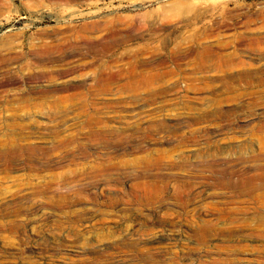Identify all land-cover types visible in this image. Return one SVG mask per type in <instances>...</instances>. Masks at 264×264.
<instances>
[{
    "label": "rangeland",
    "instance_id": "obj_1",
    "mask_svg": "<svg viewBox=\"0 0 264 264\" xmlns=\"http://www.w3.org/2000/svg\"><path fill=\"white\" fill-rule=\"evenodd\" d=\"M7 133L76 140L0 165V205L29 206L0 264H264V193L230 187L264 165V0H0Z\"/></svg>",
    "mask_w": 264,
    "mask_h": 264
},
{
    "label": "bare ground",
    "instance_id": "obj_2",
    "mask_svg": "<svg viewBox=\"0 0 264 264\" xmlns=\"http://www.w3.org/2000/svg\"><path fill=\"white\" fill-rule=\"evenodd\" d=\"M183 1H179V2H175V3H172V6H170V11L171 12H174L176 15H180V11H181V8H182V6L181 5H183V3H182ZM263 12V11H262ZM124 18V17H123ZM116 19H118L119 21H120V18H116ZM111 21V19L108 21V23ZM115 22V21H114ZM111 23V22H110ZM95 24V23H94ZM222 24V23H221ZM221 26V25H220ZM85 28V27H84ZM208 30V29H207ZM112 34V33H111ZM194 34V33H193ZM193 36H195L196 37V35H193ZM208 36V35H207ZM203 45V44H202ZM69 46V45H68ZM61 47V46H60ZM203 49H207L206 48V46H204V47H202V50ZM178 52V51H177ZM207 53V52H206ZM215 55V54H214ZM2 57V56H1ZM216 57V56H215ZM202 58H204V57H202ZM209 58V57H208ZM123 59V58H122ZM214 59V58H213ZM216 59V58H215ZM220 62V61H219ZM230 62V61H229ZM218 63V62H217ZM224 63V62H223ZM211 64V63H210ZM217 65H221V63H219V64H216V66ZM132 66V65H131ZM215 66V65H214ZM227 66V65H226ZM130 68V67H129ZM215 68V67H214ZM122 70V68L120 67L119 68V70ZM131 69H133V68H131ZM130 69V72L132 73V74H134V70H131ZM104 70V69H103ZM124 70V69H123ZM41 74V73H40ZM101 75H102V73H101ZM100 75V76H101ZM113 75V74H112ZM114 76V75H113ZM141 76V75H140ZM110 77V76H109ZM101 78H102V76H101ZM106 78V76L104 77V79ZM131 78V77H130ZM141 79H143L144 80V82L146 81H148V80H150V78H152L153 79V75L152 76H149V77H146V78H149V79H146L144 76H141L140 77ZM99 80V79H98ZM142 80V81H143ZM102 81V80H101ZM58 84V83H57ZM102 84H104V82H102ZM98 85V84H97ZM96 85V86H97ZM100 85V84H99ZM79 86H80V84H79ZM101 86V85H100ZM73 86L71 85H63V86H61L60 87V89H68V88H72ZM105 87V86H104ZM79 88V87H78ZM83 88V87H82ZM102 88V87H101ZM57 88L54 86V88L52 87V89H49L48 90V92L50 93L51 91L53 92V91H55ZM59 89V88H58ZM75 89H77V87H75ZM47 90V89H46ZM45 90V91H46ZM100 90H102V89H100ZM45 91H42V89L40 90V91H38V93L40 92V93H44ZM67 91V90H66ZM96 91V90H95ZM48 92H45V95H46V93H48ZM16 94V93H15ZM22 94V93H21ZM28 94V93H27ZM26 94V95H27ZM23 95H25V92H24V94ZM22 95V96H23ZM41 95V94H40ZM55 95V94H54ZM60 95V94H59ZM84 95V94H83ZM78 96H82V95H79V94H76V93H66V94H62L61 96H59V97H57L56 98V96H54V97H52L51 99H53V100H51L52 102L54 101V102H56V103H59V102H57L58 100L59 101H69V99H72V98H76V97H78ZM16 97V96H15ZM25 97V96H24ZM43 97V96H42ZM45 97V96H44ZM17 99V98H16ZM30 99V98H29ZM41 99V98H40ZM23 100V99H22ZM22 100L21 99H19V101L20 102H22ZM25 100H26V98H25ZM43 100V99H42ZM81 100H83V99H81ZM18 101V100H17ZM19 101L17 102V103H19ZM28 101V100H27ZM49 101V100H48ZM50 101V102H51ZM15 102V101H14ZM9 103V102H8ZM16 103V102H15ZM43 102H41L40 103V105L39 106H41V104H42ZM79 103V102H78ZM22 104H24V103H22ZM29 104V103H28ZM34 104V103H33ZM85 104V103H84ZM45 105V104H44ZM43 105V106H44ZM83 105V104H82ZM58 106V105H57ZM61 106V105H60ZM15 107V106H14ZM28 107V106H27ZM26 107V108H27ZM85 107V106H84ZM37 108V107H36ZM56 108H58V107H56ZM5 109V108H4ZM22 110V109H21ZM41 110V109H40ZM63 110V109H62ZM11 114H12V112H11ZM51 115V114H50ZM52 117V116H51ZM53 118V117H52ZM91 118V117H90ZM90 120H92V118L90 119ZM95 121L96 120H94V123H95ZM87 122H88V120H87ZM89 123H91L90 121H89ZM65 126V125H64ZM10 127H13V125L12 126H10ZM21 127V126H20ZM15 128H16V126H15ZM91 128V127H90ZM93 128V127H92ZM92 128H91V130L87 133V136H97V135H99L100 136V134H101V132L100 131H97V130H92ZM23 129V128H22ZM60 129V128H59ZM19 130H21V129H19ZM62 130V129H61ZM101 130V129H100ZM21 131H23V130H21ZM35 132V131H34ZM53 132V131H52ZM15 133V132H14ZM17 133V132H16ZM55 133V132H54ZM57 133H59V131L57 132ZM26 134V133H25ZM1 135V134H0ZM17 135V134H16ZM16 135H13V134H11V133H7V134H5V135H2L1 137H0V165H2V166H4L6 169L5 170H7V171H9V170H12L11 168H12V166H14V165H16V164H18V162L19 161H23L26 165H29V166H33L34 164H41L42 165V168L44 167V169H46V168H50V162H49V160L47 159L46 161H44L43 163H40L39 162V160H40V158H41V155L42 156H44V155H47L48 153H49V151H52L53 149H56V148H58V147H60V146H65V147H67L68 145H72V143H74L75 142V140H76V138L74 137V136H69V138H65V136H62V135H59L58 137H57V140L55 141V142H51L52 144L50 145V146H45V145H36V144H34V145H32V144H30V143H28V142H25L26 140H25V138L24 137H17ZM56 135V134H55ZM20 136V135H19ZM22 136H23V134H22ZM31 136V135H30ZM36 136V135H35ZM115 136V135H114ZM33 138H34V135H33ZM53 138V137H52ZM55 138V137H54ZM43 139V138H42ZM50 140V139H49ZM112 140V139H111ZM32 141V140H31ZM44 141V140H43ZM48 141V140H47ZM53 141H54V139H53ZM78 142V141H77ZM81 142V141H80ZM124 142V141H123ZM33 143V142H32ZM44 144V143H43ZM75 144V143H74ZM80 148H83V146L81 145V144H79L78 145ZM71 147V146H70ZM78 148V147H77ZM58 150V149H57ZM66 150H67V148H66ZM71 150V149H70ZM82 150V149H81ZM84 151V150H83ZM56 153V152H55ZM85 153V152H84ZM65 154V153H64ZM63 154V155H64ZM54 155H56V154H54ZM87 155V154H86ZM68 156V155H67ZM161 157V156H160ZM47 158V157H46ZM158 159V158H157ZM259 159V158H258ZM148 160V159H147ZM257 160V159H256ZM59 161V160H58ZM160 161V160H159ZM147 163V162H146ZM148 165V164H147ZM258 165V164H257ZM2 166H0L1 168H2ZM18 166V165H17ZM111 166V165H110ZM109 166V167H110ZM207 166H209V165H207ZM54 167V166H53ZM93 167V166H92ZM106 167V166H105ZM90 168V167H89ZM88 168V169H89ZM158 168V167H157ZM29 169V168H28ZM82 169V168H81ZM152 169V168H151ZM4 170V169H3ZM51 170V169H50ZM2 171V170H1ZM108 171V170H107ZM255 172H254V174L253 175H250V173H246V174H248L249 176H245V178L243 177V178H240V174H238L239 175V178L237 179V181L235 182V184H237V185H235V186H230L232 189H233V191H239V190H242V192H241V194H245V195H251L255 190H259V191H262L263 193H264V165L262 166V165H258V166H256L255 167V170H254ZM11 172V171H10ZM57 173V172H56ZM55 173V174H56ZM10 174V173H9ZM69 174V173H68ZM5 175H6V173H5ZM8 175V174H7ZM13 175V174H12ZM30 176V175H29ZM242 176V175H241ZM9 176H7V178H8ZM50 177V176H49ZM6 178V177H5ZM56 178H58V179H66V182H68L67 181V179H68V177H67V175H65L64 173H59L58 175H56V176H52V178L51 179H49V182H51V181H53V180H56ZM73 178V177H72ZM104 178V177H103ZM20 179H21V177L20 176H15L14 177V180H19L20 181ZM7 180V179H6ZM9 180H10V178H9ZM32 180V179H31ZM8 181V180H7ZM11 181V180H10ZM47 181V180H46ZM45 181V182H46ZM65 181V180H64ZM49 182H47L48 184H49ZM20 183V182H19ZM19 183H17V185L19 184ZM24 183H27L28 185L29 184H34L33 182H31V181H29L28 180V177H27V179H26V181L24 182H21V184H23L24 185ZM3 184V183H2ZM9 184V183H8ZM37 184V183H36ZM40 185V184H39ZM9 186V185H8ZM7 185H5V187H8ZM11 186V185H10ZM32 187V192L30 193V194H33V196L34 197H36L37 195H42L43 193H44V188L43 187H38V185H32L31 186ZM30 187V188H31ZM45 187V186H44ZM50 187V186H49ZM151 187V186H150ZM14 188V187H13ZM17 188H18V186H17ZM16 188V189H17ZM46 188V187H45ZM19 189H20V187H19ZM143 189V188H142ZM157 189V188H156ZM31 191V190H30ZM79 191V190H78ZM71 193H72V191H70ZM76 192V191H75ZM156 192V191H155ZM257 192V191H256ZM15 193V191L13 192V194ZM70 193V194H71ZM73 193H74V191H73ZM236 193V192H235ZM240 193V192H239ZM6 194L7 193H5V196H6ZM12 193H11V195H13ZM69 193H66V194H63V195H61L60 197H64V198H67L69 195H70ZM76 194V193H75ZM94 194V193H93ZM4 195V194H3ZM2 195V196H3ZM8 195V194H7ZM10 195V194H9ZM17 195V194H16ZM15 194L13 195V197L11 196L10 197V199L11 198H14V196H15V198H18V199H13L14 201L13 202H8L7 201V203L6 204H4V205H0V214H3L4 216H19V215H22V214H24L29 208V206H27L26 205V203L27 202H23V200L25 199V198H27V197H23V196H16ZM19 195V194H18ZM23 195V194H22ZM4 196V197H5ZM157 196V193H156V195L154 196V197H156ZM1 197V196H0ZM3 197V198H4ZM3 198H1V200L3 199ZM9 198V197H8ZM24 198V199H23ZM151 198H153V197H151ZM150 198V199H151ZM4 199H6V198H4ZM41 199V198H40ZM149 199V200H150ZM7 200V199H6ZM33 200H36V199H30L28 202H33ZM44 200V199H43ZM25 201V200H24ZM37 201V200H36ZM143 204V203H142ZM30 205V204H29ZM32 207H33V205H32ZM31 208V207H30ZM33 210V209H32ZM2 216V215H1ZM3 216V217H4ZM17 219V218H16ZM232 219H233V217H232ZM14 221V220H13ZM16 221L17 220H15L14 222L16 223ZM7 223V222H6ZM11 223H13V222H11ZM18 224H19V222H18ZM206 224V223H205ZM14 225V224H13ZM15 226V225H14ZM210 226V225H209ZM16 227V226H15ZM211 227V226H210ZM12 228V227H11ZM19 243V242H18Z\"/></svg>",
    "mask_w": 264,
    "mask_h": 264
}]
</instances>
